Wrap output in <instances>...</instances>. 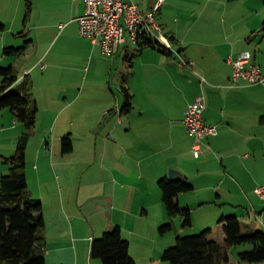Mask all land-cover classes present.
<instances>
[{"label":"crops","instance_id":"obj_1","mask_svg":"<svg viewBox=\"0 0 264 264\" xmlns=\"http://www.w3.org/2000/svg\"><path fill=\"white\" fill-rule=\"evenodd\" d=\"M132 1L143 10L155 8L159 2ZM197 1L199 7L183 14L181 8L188 9L185 0H164L161 4L157 18L164 27L165 47L172 48L167 51L156 45L146 46L139 52L136 45H131L134 48L130 46L128 52L106 54L80 32L77 18L84 14L86 0H40L37 8L41 12L46 10L61 18V25L54 24L53 30L45 23L35 26L37 37L49 38L52 33L53 47L50 45L40 50V40L33 36V26L24 27L17 33L12 29L13 36L11 30L1 36V63L5 61L3 55H7L4 53L6 47H24L22 53L12 55L15 60L9 59L19 76L10 90L22 89L25 80L36 85L37 78H33V73L40 72L41 67L42 71H48L59 66L50 57L59 41L67 42L68 51L63 50V54L77 56L78 62L84 64L80 69L85 70L86 64H89V72L92 67L95 72L102 68V76L94 83L101 80L110 85L116 64L131 68L130 79L122 87L129 88L132 107L125 110L120 94L104 92V107L95 124L99 123L106 135L101 142H96L91 158H87V154L75 157L74 132L67 129V126H74L73 119H64L60 133L52 139L45 136L32 142L30 138L26 174L32 196L40 199L43 205L45 255L49 263L103 264L92 256L93 240L120 226L123 236L130 241V253L138 264H147L148 261L142 259L146 256H153L158 264L159 254L175 242L176 236L212 226V237L223 241L225 234L219 223L222 215L235 214L240 218L241 214L247 218V212L250 219L253 213L264 215L257 191L259 185H264V123L261 122L264 84L244 82L233 85L234 66L230 62V58L237 59L241 52L249 50L253 54L252 61L264 74V41L255 48L247 41L250 32L258 36L262 30L264 0H235L249 16L243 14L242 19L230 23L226 17V8L229 7L226 0ZM219 2L226 7L222 12L224 19L217 10L209 7ZM246 16L247 22L244 21ZM193 17L202 23L193 26L189 21ZM4 25L0 31L4 32ZM27 36L28 39L22 42L20 37ZM31 45H36L35 54L29 65H21L19 58L26 55ZM180 52L189 64L177 58ZM72 62L69 59L64 65L67 68L75 66ZM92 76L97 77L94 72ZM180 78L183 81H179ZM70 86L66 80L64 88ZM200 94H205L207 100L205 120L216 125L219 133L206 139L204 153L196 158L192 152L193 137L184 118L189 103ZM114 101L120 106L118 112V106H115V112L111 110L105 114L106 110L113 109ZM4 109H8L17 120L10 108L0 111ZM113 113V119L106 120ZM118 115L120 119L113 124ZM8 131V128L0 129V179L8 171L4 158L15 153L19 137L13 140ZM68 133L74 147L71 152L64 153L62 137ZM9 149L11 153L7 151ZM89 164L88 174H82L78 186L77 166L83 171L86 165V171ZM171 168L178 169L194 185L193 190L179 194V202L192 210V225L189 227L181 226L180 215L170 218L163 201L158 181L169 177ZM84 181L89 192L82 197ZM168 221L172 222L170 231L173 233L159 234V226ZM245 224L242 223L245 230L263 229L250 222ZM234 254L232 247L230 264H246L234 258Z\"/></svg>","mask_w":264,"mask_h":264},{"label":"trees","instance_id":"obj_2","mask_svg":"<svg viewBox=\"0 0 264 264\" xmlns=\"http://www.w3.org/2000/svg\"><path fill=\"white\" fill-rule=\"evenodd\" d=\"M28 1L31 10V0ZM5 25L0 23V29ZM161 45L152 39L139 40L135 47L142 51L146 46ZM24 47L8 46L7 55H19ZM19 79L13 65L0 66V109L10 108L17 120L24 124V131L17 140L16 151L4 158L8 171L0 179V263L1 264H53L45 255V217L40 199L32 196L26 174L27 148L33 129L36 126L38 105L34 99L32 81H25L19 91L10 88ZM124 109L132 107V94L128 87L123 88ZM264 123V115L261 116ZM185 123V122H184ZM63 152L73 150L71 134L62 137ZM163 201L170 218L180 215L183 226L192 225V210L179 202L181 192L193 190L191 180L182 175L180 178L163 177L159 181ZM225 239L212 237L213 227H208L193 235H179L175 245L164 250L162 260L168 264H230V248L249 243L251 249L239 253L240 261L264 262V230H245L238 215L225 214L219 219ZM173 228L168 221L160 225L161 233ZM92 256L103 264H138L130 253V241L122 234L120 226L105 231L95 238L91 247Z\"/></svg>","mask_w":264,"mask_h":264},{"label":"rangeland","instance_id":"obj_3","mask_svg":"<svg viewBox=\"0 0 264 264\" xmlns=\"http://www.w3.org/2000/svg\"><path fill=\"white\" fill-rule=\"evenodd\" d=\"M31 2H32L31 10H29L27 0H0V23L6 24V29L4 30V32L0 31V40H1V36L4 35L5 32H10L9 30H11L10 34L11 36H13L12 29L13 30L15 29L14 31L17 33L19 30L24 29V27H27L29 29L30 27L33 26L34 27L33 36L37 37L36 30H35L36 25L40 23H45L50 27V30H53V28L55 27L54 24L56 23L58 24L60 23L61 25V22L59 21L61 18H59L57 14L47 12L46 10L41 12V9L37 8V5H40L41 3L40 0L38 3L36 0H31ZM184 4L186 5V7H188V9L184 10L185 8H181L182 11L181 10L180 11L182 14L185 11L186 13H188L189 10H191V8L193 9L194 7H197V6L199 7V5H197L198 4L197 0L196 1L185 0ZM226 4H228L229 7L226 8L224 6L225 4H222L220 2L217 4L209 5V7H212L215 10H217L218 15H221L220 16L221 19H224L225 17L222 15L223 14L222 12L224 8H226L227 15H228V16L226 15V17L228 19V23L232 22V20L239 21V19H242L243 14L249 16V14H247V10L243 8L235 0H226ZM251 9H254V8H251ZM181 16L183 17V15ZM189 19H190L189 20L190 23H192L193 26L200 25L202 23L200 22V19L199 18L197 19L196 17L189 18ZM257 19H260V16H258ZM247 20H248V17L244 21L247 22ZM217 22L220 24L219 20H217ZM242 24L244 25L245 22H243ZM263 27L264 25L261 26L262 30H260L258 36H255V34L252 32H250L247 35V39H248L247 41L249 42L250 46H252L253 48L257 47L258 45H260L261 42L264 41L263 40L264 39L263 38L264 37ZM49 35H50L49 38L48 37L43 38L39 36L36 38V40L37 39L40 40V50L41 51L44 50L45 47L47 46L54 45V42L51 44L52 33ZM28 37L29 36H27L26 38L20 37V39H22V42H25L28 39ZM66 43L67 42L62 43V41H59L52 49V53L50 55L52 59H55V62L59 66L50 68L48 71H44V70L42 71L43 67H41L40 72L36 71L33 73V78L34 76L37 78V84L33 86V93H34V99L37 101V104L39 106V113L37 117L36 126L33 129L31 140H33L32 142H35L39 138L41 137L44 138L45 136H47L49 139H52L56 135V133H60V125L63 123L64 119L69 118V121L73 119L75 123L74 126H67L69 127L67 129H71V131L74 132L73 138H74L75 146H76L75 157L80 158V157H83L85 154H87L88 156L87 158H91L93 156V152L96 147V142L98 143L101 142L103 136L106 135V130L103 131V129H100L99 123L95 124V121L97 120V118L100 117V110L102 109V107H104L103 106L104 103L102 101L104 92H116L117 95L120 94V97L122 96L121 98H123V102H125V96L123 94L124 91H123L122 85L124 84L127 85L126 83H128V80L130 79V71H131L130 69L131 68L123 64L121 65L116 64L111 73L110 85L108 84L109 83L108 81L106 82L104 81L103 83V81L101 80H99V82L94 83L98 77L102 76V72H103L102 68H99V70L95 72V68L92 67L91 71L89 72L88 71L89 64H86L87 68H85V70L80 69L79 67H81V65L83 66L84 64L81 62H78L77 56H71V55L68 56L62 53L63 50L68 51V46L66 45ZM10 45L17 46V44H10ZM35 47L31 45L28 48L26 55L24 56L21 55V58H19L20 60L19 62L21 65L23 63H27V65H29V63L32 60L33 55L35 54V49H36ZM52 47H50L49 50H51ZM131 47L134 48L133 46ZM167 49L169 50V48ZM70 51H73V49ZM0 55L2 56V52H0ZM3 57L5 58V61L3 63L0 62V66L2 67H8L10 65L11 62H9V59L15 60V58L12 57V55H3ZM252 57H253V54H252ZM177 58L181 60L178 53H177ZM69 59L71 60V62L74 61L72 62V65H75V66H70L67 68L66 65H64ZM127 63L129 64V62ZM18 69H19V65H18ZM93 72L95 73L97 77L92 76ZM42 74H45V75L43 76ZM233 74H234V70L231 76L233 85L242 84L244 82H246L247 84H251V85L264 84V83H250V81L245 80L243 78L239 80L234 79ZM66 80H67V83L71 84V86L68 88L67 87L64 88V84L66 83ZM179 81H183V79L180 78ZM23 82L24 81H22L20 85L23 84ZM92 84H93V88L91 89ZM20 89H21L20 87L19 88L16 87L14 90L19 91ZM201 95L204 96L206 100L205 94H200L198 96H201ZM197 97H195L189 103L188 107ZM116 104L117 103L114 101L111 108L113 107L115 108ZM117 106H116L117 107L116 110L118 112L120 106L119 105ZM206 107H207V100H206ZM114 108L110 110H106L105 114L110 113L111 110L115 112ZM111 115L113 116L108 115L106 120L113 119L114 113ZM118 116L119 117L115 119L113 124L117 123L118 119H120V115ZM185 116H186V113H185ZM88 120H89V123H87ZM1 128H5V129L8 128L9 129L8 133L12 136L13 140L16 137L20 136V134L25 129L24 124L20 122L19 120H15L12 113L8 109H4L0 111V129ZM218 133H219V129H218ZM217 134H212V135H217ZM212 135H209V136H212ZM209 136L204 138L203 140L204 144H203L202 150L200 151L199 155H197L193 148L194 143H195V136L192 135L193 137L192 152L196 158H200L202 154L204 153V149L207 146L206 139ZM7 151L11 153L10 149ZM85 167L82 171L80 170V166H77V170L75 173L77 174L78 186H80L79 182H80L81 177L83 176L82 174L84 172L88 174L87 171L90 167V164L87 166L86 171H85ZM211 179H213V177H211ZM88 190H89L88 185L86 184V181H84L83 189H82L83 191L82 197H84V195L89 192ZM95 190H97V187H95ZM91 191L94 192L93 190ZM214 195L216 196V192ZM258 201L262 205V207H264V199L260 197ZM245 215L247 216V218H244L240 214V218L244 226H246L245 224L246 222H250L252 225H257L263 228L264 230V215L262 216L260 213H255V214L253 213L252 214L253 217L251 219L249 218L247 212H245ZM181 226L183 225L181 224ZM208 227H212V226H208ZM204 229L205 228H202L196 232L189 233V234H183V235L197 234L203 231ZM147 232L150 233L149 228L147 229ZM170 232L173 233V231H168L165 234L170 233ZM159 234H161L160 231H159ZM176 242H177V238L175 242H173V244L171 245L169 244L168 247L175 245ZM168 247H166L165 249H167ZM233 248H234V253H235L234 258H237L238 261H240L239 253L241 251L251 249L252 245L249 243H244V244L234 246ZM163 252L162 254H159L160 260L158 264H168L167 262L162 260ZM152 257L153 256H149V257L146 256L142 259L144 261L147 260L148 261L147 264H150V262L151 263L153 262L152 264H155L156 261L153 260ZM240 262H244V261H240ZM143 263L144 262H142V264ZM245 263L246 264H264V262H255V263L245 262Z\"/></svg>","mask_w":264,"mask_h":264},{"label":"built area","instance_id":"obj_4","mask_svg":"<svg viewBox=\"0 0 264 264\" xmlns=\"http://www.w3.org/2000/svg\"><path fill=\"white\" fill-rule=\"evenodd\" d=\"M163 2L164 0H159L155 8L143 10L132 0H86V10L77 18L80 32L83 36L91 38L108 55L119 51L128 52L132 27L141 29V40L146 39V27H153L155 35L162 36V43H165V35H161L155 20V11H158ZM167 48L172 50L169 45ZM179 56L185 64H189L181 53ZM230 62L234 66V79L243 78L250 83H264L261 68L252 61V53L249 50L241 52L237 59L230 58ZM205 109V97L198 96L188 107L184 119L188 131L195 136L193 148L197 155L202 150L204 138L218 133L216 125L205 121ZM257 191L264 199V186H258Z\"/></svg>","mask_w":264,"mask_h":264},{"label":"bare ground","instance_id":"obj_5","mask_svg":"<svg viewBox=\"0 0 264 264\" xmlns=\"http://www.w3.org/2000/svg\"><path fill=\"white\" fill-rule=\"evenodd\" d=\"M155 20L158 22V25L161 30V35L164 34V27L163 25L159 22L157 18V11H155ZM146 38L152 39L156 42H159L160 44L165 45V43H162V36L160 35H155V31L153 30V27H146ZM139 40H141V29L139 27H132L131 28V38H130V44L131 45H136Z\"/></svg>","mask_w":264,"mask_h":264},{"label":"water","instance_id":"obj_6","mask_svg":"<svg viewBox=\"0 0 264 264\" xmlns=\"http://www.w3.org/2000/svg\"><path fill=\"white\" fill-rule=\"evenodd\" d=\"M182 176V173L177 169H171L169 173V179H176L180 178Z\"/></svg>","mask_w":264,"mask_h":264}]
</instances>
